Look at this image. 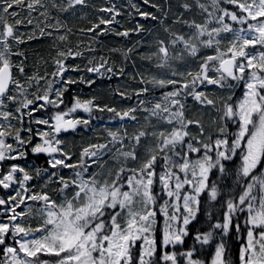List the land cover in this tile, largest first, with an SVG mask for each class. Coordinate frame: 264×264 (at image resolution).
Segmentation results:
<instances>
[{
    "label": "snow or ice",
    "instance_id": "1",
    "mask_svg": "<svg viewBox=\"0 0 264 264\" xmlns=\"http://www.w3.org/2000/svg\"><path fill=\"white\" fill-rule=\"evenodd\" d=\"M194 2L202 13H207L204 23L185 21L190 29H195L187 39L174 35L170 42L160 41L161 62L168 64L170 46H182L180 52L187 51L193 58L197 57L200 47L213 48L216 54L207 56L194 75L192 71H172L166 78H154L155 87L171 86V90L164 93L163 104L157 102L150 110L146 106L145 111L148 117L169 127L151 133L139 131L131 137L125 132L123 138L110 133L111 144L118 153L114 157L118 169L114 173L98 174L90 168L102 165L105 155L111 153L108 144L89 145L80 153V159L72 163L73 156L61 147L59 134L74 130L81 123H89L72 115L78 110L91 114L95 107L113 112L121 120L131 121L137 119L136 110L121 113L114 108L100 109L91 100L81 102L79 99L69 107L63 99L66 89H54L52 81L40 92L39 80L46 77L29 78V86L34 84L36 87V92L29 98L25 86L13 75L14 68L21 74L25 69L22 64L11 62L12 44L24 42L22 35L17 34L16 26L32 23L31 19L18 18L17 6L26 8L29 15L44 9L40 14L46 16L47 5L43 0H0V162L25 158L30 145L33 154L49 157L48 168L36 169L35 178L43 174L46 176L45 187L47 181L58 187L57 199L44 190L30 191L28 182L34 177L16 163L0 172V188L12 189L6 197H0V207L7 217L0 220V245L4 257L0 264H159L155 258L157 244L154 238L157 212L165 217L161 247L183 245L184 238L189 235L187 226L201 211L202 194L209 203L218 201L223 198L222 190L232 187L231 183L225 182L232 180L240 189L239 193L229 195L224 201L226 211L222 219L209 223L208 231H198L194 241L203 247L213 243L218 236L211 264H232L226 255L225 240L232 232L241 243L239 264H264V0H226L231 9L221 7L224 0H210L211 11L199 0ZM64 3L67 7L60 8L53 0L52 7L67 11L76 5H84L85 0H64ZM184 8L191 10V5L185 4ZM9 19L13 22L10 23ZM110 22L101 20L100 24ZM233 24L240 27L234 29ZM58 26V21L51 25L57 30ZM222 33L232 34L226 50L220 48ZM44 34L42 28L41 35ZM59 38L65 39L64 36ZM57 55L59 58L55 61L56 71L52 77L63 80L64 59L81 53L69 49L67 52L58 51ZM103 66L102 63L100 67ZM88 71L98 72L99 68H89ZM212 72L218 75H210ZM177 76L181 79H176ZM241 83L243 95L236 100L229 95L221 110L223 123L218 125L215 136H208L207 142L190 137L189 125H199V122L185 117L181 97L192 95L201 104L215 107L212 99L197 90L201 85L232 89ZM141 91L147 92L148 89L145 87ZM140 103L143 105L144 101ZM49 106L56 111L47 118L33 115ZM25 116L29 117L27 123L24 122ZM13 119L20 127L12 124ZM228 122L235 125V132H229ZM32 123L43 128L34 129ZM24 131L29 134L27 140L22 135ZM200 134L204 135L202 126ZM149 136L155 139V146L146 150L138 168H128V160L140 159L137 149L142 139ZM9 137L14 140L15 148L7 142ZM35 137H39V142L32 143ZM126 142L131 145L128 150H125ZM160 160L163 166L158 171ZM63 169H72L73 175L65 178L61 175ZM214 171L219 175L212 179ZM157 185L159 192L156 191ZM28 201L39 205L35 215L36 227L27 223L34 218L33 205ZM21 205L25 207L21 208ZM241 216L243 224L238 219ZM208 219L212 220L211 213H208ZM9 239L11 243H8ZM137 242H141L138 254L133 252ZM195 252L194 247L183 252L165 250L159 259L164 264H180L179 258L182 257L184 264H205L194 258ZM43 255L56 259L52 262L41 260Z\"/></svg>",
    "mask_w": 264,
    "mask_h": 264
},
{
    "label": "trees",
    "instance_id": "2",
    "mask_svg": "<svg viewBox=\"0 0 264 264\" xmlns=\"http://www.w3.org/2000/svg\"><path fill=\"white\" fill-rule=\"evenodd\" d=\"M47 5L46 16L40 14L44 9L33 11L28 14L26 8L17 6L19 19L27 21L32 20L31 24L22 23L17 25L18 35H22L24 42L20 44H12L13 55L11 60L14 65H21L25 71L22 74L26 87L31 93L36 92V87L33 84L31 87L28 80L31 77H46L39 80L40 92L44 91L47 83L52 81L54 89H66L63 94L65 103L70 107L75 99L81 102L85 100L93 101L94 105H98L100 109L114 108L117 112L127 111L134 108L136 110V121L121 120L114 115L113 112L107 110L100 111L93 108L91 114L83 111H77L73 116L79 119L89 121L87 125L79 124L74 130L70 129L59 134L61 147L63 150L73 156L72 163H76L80 159V153L89 145L102 144L105 140L104 127L116 131V134L121 138L124 137V127L126 132L132 122L133 125H139L142 121L141 116L146 112L142 111L143 106L140 101L149 104V100L163 99L164 93L171 90L169 88L161 89L154 86V78H166L172 71L184 72L198 69L199 64L209 55H215L213 48L200 47L197 57H191L187 51L180 52L178 48L169 47L170 60L168 64H162L160 54L158 53L159 42H170L174 35H182L186 39L195 31L190 29L188 24L184 23H204L207 17L206 12H201L196 6L194 0H85L84 5H76L74 8H69L67 11H61L60 8L67 7L64 0H56L60 8H53V0H43ZM204 4L209 11L212 10L210 0H199ZM185 4L191 5V10L184 8ZM226 4L225 2L222 5ZM140 7L143 13L148 15H137L136 7ZM103 9H114V11H104ZM118 13V14H116ZM101 20L111 21L107 24H100ZM59 22L58 30L51 25ZM9 22L13 21L9 19ZM99 25V28H94ZM44 29L45 34L41 35V29ZM89 29H94L89 31ZM93 33V38L98 41H91L85 36L86 33ZM127 32V35L123 33ZM48 33H51L50 35ZM64 36L61 40L59 37ZM230 33L221 34L220 48L226 50L229 41L231 40ZM32 37V38H29ZM121 48L122 50H120ZM71 50L73 53H81L75 57L64 59L66 71L63 75V80L60 77L53 79L52 73L56 71V59H58V51ZM103 63V67L100 65ZM89 68H99V71H88ZM112 71L108 72L107 69ZM16 77L15 72H13ZM212 76H217L215 72L210 73ZM176 79H181L177 76ZM190 79V77H184ZM73 83H66L67 81ZM147 88L149 91L142 92L141 89ZM198 91H203L205 95L215 102V107L211 105L201 104L196 101L192 95L181 97V103L184 104V115L188 120L199 122V125L193 123L189 125L188 131L190 137H196L198 140L207 142L208 136H215L218 130V125L222 124L220 115L225 102H228L229 95H232L233 100H236L243 95L244 89L242 86L232 89H224L215 85H201ZM149 95V97H148ZM148 98V100H145ZM151 102V101H150ZM64 108V105H61ZM56 111L51 106L46 110L33 113L36 118H47L52 112ZM146 116V114H144ZM29 117H24V122L27 123ZM229 123V132H235L236 128L232 122ZM17 127L20 125L17 121L14 124ZM34 129L38 125L32 123ZM200 126L203 127L204 135L200 134ZM154 130L158 128L169 127L166 124L158 123L154 119L151 124ZM149 125L147 132L151 133ZM43 128V126H39ZM26 140L28 133L23 132ZM152 147L155 146L153 138ZM32 143H35L33 139ZM146 140L141 142V146L137 149L140 154L139 163L145 158ZM118 147V145L116 146ZM29 145L24 160L28 156L29 163L26 164L29 174L34 177L29 181L37 192L47 191L54 199L58 198L57 184L52 181H47L46 176L41 175L40 178H35L36 169L48 168L47 161L49 160L46 154H33ZM111 153L105 155L102 163L106 159H110L116 149L110 147ZM107 160V161H108ZM102 164V165H103ZM163 166V161L160 160L157 165V170L160 171ZM101 167V166H100ZM96 165L91 166L93 172L101 171ZM49 171H52L49 169ZM72 169L61 170V175L65 178L73 175ZM219 174L214 171L212 179H215ZM231 183V188H224L223 198H218V201L207 202V198L202 194L201 211L197 214V218L189 224V235L184 239L182 247H173L174 251L188 250L195 248V258H199L209 264L210 258L214 251L213 243L201 247L200 244L194 241L195 234L206 232L209 230V223H215L222 219L223 212L226 211L224 201L229 198V195L239 193L240 189L235 186L234 180L226 181ZM156 191L159 192V186H156ZM208 213L212 214V220L209 221ZM34 221V220H33ZM159 224V236H160ZM161 241L158 240V250L156 252L160 264H164L160 260ZM234 239H230V244L226 255L232 260V264H236L239 259L238 245ZM235 261V263H234Z\"/></svg>",
    "mask_w": 264,
    "mask_h": 264
},
{
    "label": "rangeland",
    "instance_id": "3",
    "mask_svg": "<svg viewBox=\"0 0 264 264\" xmlns=\"http://www.w3.org/2000/svg\"><path fill=\"white\" fill-rule=\"evenodd\" d=\"M148 1H149V0H148ZM224 2L226 3V0H224ZM221 7L231 9L232 6H230V5H228V4L226 3V4H224V5L221 4ZM135 10H136V12H138L137 15H141V13H143V12H142V9H141L139 6L136 7ZM232 27L235 29V28H239L240 25L233 24ZM93 33H94V32L86 33L85 36H86L87 38H90L91 41H98V39L93 38ZM230 35H231L230 37L232 38V34H231V33H230ZM119 49L122 50L121 48H119ZM11 62H12V60H11ZM12 63H13V62H12ZM13 72H15V74H16V77H15V78L18 79V80L20 81V83L23 84V85L25 86V88L27 89V91H28L29 94H30V90H29L28 87H26V85H25V80H24L22 74L19 73L18 71H16L15 68L13 69ZM230 82L233 83L234 85L236 84V82H234V81H230ZM239 86H242V88H243V84H242V83H241ZM239 86H236L235 88H238ZM148 91H149V90H148ZM13 92H15V89H13ZM29 97H30V95H29ZM148 97H149V95H148ZM145 100H148V98H145ZM150 101H151V102H150ZM157 102H160V103L163 104V103H164V100H163L162 98H160V99H152V96H151V98H150V100H149V104L145 105L146 102H144L143 105L141 104V105L143 106L142 111L145 110V107H146V106H147L148 109L150 110L151 106L154 105V104H156ZM132 109H134V108H132ZM13 111H14V109H13ZM144 114H146V116H145ZM144 114H143V117L141 116L142 121H140V124H139V125H136V124L133 125L132 122L130 123V125H129V129L127 130V134H128L129 137H131L132 135L138 133L139 131H147L149 125H150V127H151V124L153 123V121H154L155 118H153V117H148L147 112H145ZM72 115H74V113H73ZM25 117H27V116H25ZM146 117H147V118H146ZM124 120L126 121L127 119H124ZM14 121H15V119L12 120V124H14ZM162 124H163V123H162ZM36 128H39V126H37ZM104 128H105V129H104L105 140L103 139V141H102L103 143H102V144H108L109 149H110V147H112L110 133H116V131L109 129V128H111V127H104ZM235 128H236V127H235ZM124 130H125V132H126V128H125V127H124ZM152 131H154L153 127H151V132H152ZM235 131H236V130H235ZM230 132H233V131L231 130ZM22 135L24 136L25 134L22 132ZM34 139H35V143H36V142H39V137H35ZM152 139H153V137H151V136H149V137L146 139V144H147V145H145V152H146V150H147L148 148L152 147V144H153V140H152ZM25 140H26V139H25ZM143 141H144V139H142L141 142H143ZM7 142H8V143H12L14 148L16 147L15 142H14V140H13L11 137L8 138V141H7ZM28 147H29V146H28ZM118 147H119V145H118ZM130 147H131V145H130V144H127V142H126V144H125V150H128ZM27 149H28V148H27ZM138 149H139V148H138ZM117 155H118V153H116V151H115V153L112 155V157H110L109 160L106 159V161L104 162V164L102 163L103 165H101V167L99 168V169H101V171H100V172L97 171L96 173H98V174H103V173H107V172H112V173H114V172L118 169V164H117L116 160L114 159V157L117 156ZM193 158H195V154H193ZM107 160H108V161H107ZM13 163H16V164H19V165L25 167V170L29 172V170L27 169L28 167L26 166V164L29 163L28 156H27V158H26L25 160H24V158H23V159H19V160H15V161L6 160V161H4V162H0V172H4V171H6V170L8 169V167H9L11 164H13ZM126 166H127L128 168H138V167L140 166V163H139V160H137V161L128 160ZM90 171H92V170L90 169ZM72 173H73V171H72ZM28 184L30 185V191H32V192H37V190L34 189L33 185L30 184V182H28ZM17 190H19V189H17ZM10 192H12V189L4 190V189L0 188V197H6L7 194L10 193ZM57 196H58V195H57ZM53 198H54V197H53ZM162 202H163V201H160L159 203H162ZM27 203L30 204V205H33L31 211H32L33 214H34V218L27 220V223L30 224L32 227H36V226H37V223H38V220L35 218V215L37 214V209H38L39 205H38V204H34L32 201H28ZM24 207H25L24 205H21V208H24ZM19 210H20V209H17V211H19ZM25 211H28V209L25 208ZM169 211L171 212V209H169ZM6 219H7V217L3 215V208L0 207V220H6ZM238 219H239V222H240L241 224H243V217L241 216V217H239ZM33 220H34V221H33ZM164 221H165V217L163 216L162 213H160V212L158 211V212H157V216H156V223H155V225H154V238H155V240H156L157 250H158V240H160L161 243H162V239H163ZM159 224H160V229H161V230H160V236H159ZM228 236H229V235H228ZM228 236L225 237V240H226V242H227V245H228ZM184 239H185V238H184ZM218 242H219V237L217 236V237H216V240L213 242V244L216 246V244H217ZM8 243H11V240H10V239H9ZM140 243H141V242H137L136 247L133 249V252L136 253V254H138V252H139V249H140ZM239 243H240V241H239ZM183 245H184V244H183ZM176 246L182 247V245H176ZM240 247H241V243H240ZM2 249H3V246L0 245V260H2V259L4 258V257H3ZM239 249H240V248H239ZM165 250H166V251H169V252L174 251L172 246H169L167 249H163V248H162V250H161V255H162L163 251H165ZM183 251H184V250H180L179 252H183ZM214 251H215V247H214ZM214 251H213V254H212L211 258H210L209 264H211L212 258H213V256H214ZM161 255H160V256H161ZM194 256H195V254H194ZM155 258L158 260L157 255H156ZM194 258H195V257H194ZM55 259H56L55 257H51V256H47V255H43V256H41V260H48V261H50V262L55 261ZM179 259H180V264H184L183 258L181 257V258H179ZM198 259H199V258H198ZM158 261H159V260H158ZM234 263H235V261H234ZM159 264H160V261H159ZM236 264H239V259H238V262H237Z\"/></svg>",
    "mask_w": 264,
    "mask_h": 264
},
{
    "label": "flooded vegetation",
    "instance_id": "4",
    "mask_svg": "<svg viewBox=\"0 0 264 264\" xmlns=\"http://www.w3.org/2000/svg\"><path fill=\"white\" fill-rule=\"evenodd\" d=\"M230 239H234L235 242L237 243L236 245H238V254H239L240 243H239V240L236 238L235 233H232V232H230V233H229V236H228L227 250H229L228 247H229V244H230ZM213 245H214V244H213ZM214 247H215V245H214Z\"/></svg>",
    "mask_w": 264,
    "mask_h": 264
}]
</instances>
